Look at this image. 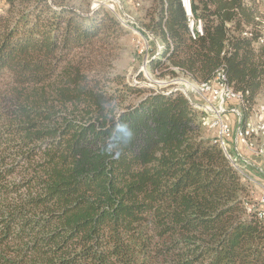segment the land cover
<instances>
[{
    "label": "trees",
    "instance_id": "1",
    "mask_svg": "<svg viewBox=\"0 0 264 264\" xmlns=\"http://www.w3.org/2000/svg\"><path fill=\"white\" fill-rule=\"evenodd\" d=\"M0 2V264H264V220L203 110L179 90L106 91L79 58L122 32L113 15ZM150 11L157 77L224 69L249 117L264 91L258 1L193 0L196 40L181 0ZM131 91L143 96L111 108Z\"/></svg>",
    "mask_w": 264,
    "mask_h": 264
},
{
    "label": "rangeland",
    "instance_id": "2",
    "mask_svg": "<svg viewBox=\"0 0 264 264\" xmlns=\"http://www.w3.org/2000/svg\"><path fill=\"white\" fill-rule=\"evenodd\" d=\"M53 1L58 5L71 8L84 15H90V13L94 12L95 10L104 8L106 12L113 15L118 21L122 32L117 37L96 42L93 46L85 50L78 51L79 58H81L85 64L91 67L92 73L95 76H103L104 79L109 77V80L104 81L106 84V91L115 89L117 83L121 81L129 84L130 86H136L140 90L150 89L166 93L179 90L188 94L191 97L193 103L196 102L195 104L200 106L199 109L205 105L204 98L200 97L192 86L195 82H192L188 78L184 77L183 73L178 72L176 76L170 74L163 78H159L157 77V74L151 70L149 65L150 62L153 59H156L164 49V45H162L159 39L156 38V36L143 25L145 22H148V15L151 12L150 7L153 4V0H136V3H134V0ZM115 1L119 2L120 4H117ZM257 1L260 11L264 12V4L262 0ZM2 6L3 2H0V7ZM2 12V9H0V13ZM131 22L140 28L145 33V35H141ZM134 39H139L141 44L137 45V42ZM152 40H154V42H152ZM142 96L143 95H141L140 92L131 91L129 94L125 95L123 100L116 101L111 108H115L117 110L127 108L134 104V102H136ZM259 102L260 103L258 104H264V91ZM237 104L239 106L238 102H231L229 107L237 108L234 107L235 105L237 106ZM225 113L228 114L226 109ZM206 116L210 120L212 119L207 114ZM235 120L239 121L237 115ZM212 122L213 121L211 120L210 124H212ZM205 126L213 130V127L209 126V124L206 123ZM228 126L229 128H232V123H228ZM204 133L207 136H210L211 134L206 130ZM224 141H226V138H224ZM227 143L228 153L233 157L234 161H236L237 170L242 173L246 180H248V176L245 174L248 173L246 171V166L242 164L241 161L243 156L235 150L234 139L229 136L227 138ZM227 143L225 142L226 146ZM257 145L260 149L262 148L264 150L262 143ZM224 153L226 155L225 151ZM230 162L232 163L231 160ZM256 177L261 178V175L257 174ZM252 181L258 182L253 178V176ZM250 191L256 192L255 197L260 196V191L254 185L249 186L247 198L253 202V193H251V196L249 197Z\"/></svg>",
    "mask_w": 264,
    "mask_h": 264
},
{
    "label": "bare ground",
    "instance_id": "3",
    "mask_svg": "<svg viewBox=\"0 0 264 264\" xmlns=\"http://www.w3.org/2000/svg\"><path fill=\"white\" fill-rule=\"evenodd\" d=\"M192 2H193V0H181L182 8H184L186 15H187V11H188V14L190 15L191 21H197L198 25H201V30L203 33L202 21L201 20H195L192 17L193 16L192 15ZM262 2L264 4V0H262ZM116 3L120 4L119 2H116ZM186 4H187V10H186ZM133 25H134L136 30H140V28H138L135 24H133ZM262 32H264V22H263V26H262ZM189 34H190V37H192V30H189ZM192 39H195V38H192ZM263 42H264V36H263ZM219 77H224V70L223 69H220L215 74V76L211 80H209L208 82L203 83V84H193L192 86L194 87L197 94L200 97L204 98V101H205L204 104L205 105H203L201 109L203 110V112L205 114H207L210 118H212L211 119L213 121L212 124H214V122H219V126L221 128H223L224 130H229L228 124L224 120L225 109H221V111H215V109H208V107H216V100H213L212 96H204V94H199L200 88H208V90H215ZM234 93L238 94V97L237 98H231V102L238 100L242 104L243 103L242 93H238L236 91H234ZM191 102L193 103L192 100H191ZM193 104H195V103H193ZM259 118H261V120H260V124L257 127V123L259 121ZM211 127H213V126H211ZM249 130H255L256 137H253V134L251 132H249ZM263 133H264V104L257 105L254 108L252 114L249 117H247L246 119L243 118V113L239 114V125H238L236 132H235V135H237V140L245 141V143L249 149H260L257 146V144L255 143L254 139L258 138ZM225 137H227V134H221L220 137L217 138V142H219L224 148L226 147V144L224 141ZM250 209H254V206L251 207Z\"/></svg>",
    "mask_w": 264,
    "mask_h": 264
},
{
    "label": "built area",
    "instance_id": "4",
    "mask_svg": "<svg viewBox=\"0 0 264 264\" xmlns=\"http://www.w3.org/2000/svg\"><path fill=\"white\" fill-rule=\"evenodd\" d=\"M134 3H136V0H134ZM186 10H187V4H186ZM187 19L189 23V30H192V37L190 38H195L196 40L198 37L203 36L201 25H198L197 21L190 20V15L188 14V11H187ZM246 34L247 33H245V35ZM260 35L264 36V32L260 33ZM134 40H136L137 45L141 44L139 42V39H134ZM152 42H154V40H152ZM151 49H152V46H151ZM199 94H204V96H212L213 100H216V107H208V109H215V111H221V109H228V113L234 114L236 116L237 109L229 107V104L231 103V98H237L238 94L234 93L233 87H230L227 85V75L225 71H224V77L218 78V82L216 84L215 90H208V88H200ZM260 120L261 118H259L257 127L260 124ZM209 126H213V130L215 131V136H218L219 134L230 135L231 138L234 139L235 142H237L238 148L245 147L248 151H250L254 155L262 156V148L261 149H249L247 148V146H242L238 142L237 135H235V129H233V126H232V130H224L223 128L219 126V122H214V124H209ZM249 132L253 134V137H256L255 130H249ZM231 161H232V165L237 170L236 161H233V160ZM245 174L248 175V182H245V183H248L249 186L254 185L260 191L259 197H255L256 192L254 191H250V193H253V202L256 203L255 212L257 213L258 219L264 220V183L254 182L252 181V175H250L249 173H245Z\"/></svg>",
    "mask_w": 264,
    "mask_h": 264
},
{
    "label": "crops",
    "instance_id": "5",
    "mask_svg": "<svg viewBox=\"0 0 264 264\" xmlns=\"http://www.w3.org/2000/svg\"><path fill=\"white\" fill-rule=\"evenodd\" d=\"M262 96V94H261ZM236 101V100H235ZM235 101H232V102H235ZM260 101V99H259ZM239 103V106L237 104V106L235 105L234 107H237V108H234V109H237L236 111V115L238 116L239 118V114H242V104L240 101H236ZM260 103V102H258ZM260 105V104H258ZM198 107H200L199 105H197ZM202 108V107H201ZM226 112H228V110L226 109ZM235 115L234 114H231V113H228V114H224V120L225 122L228 124V123H232V126L234 129L237 130L238 128V125H239V121L238 120H235ZM228 120H227V119ZM228 122H227V121ZM230 121V122H229ZM229 127V126H228ZM237 127V128H236ZM207 128V127H206ZM229 130H232V128H229ZM207 131L210 132V137L214 138L215 137V131L214 130H211L209 128H207ZM236 132V131H235ZM221 134H219L216 138H219ZM230 135H227L226 138V143H227V138L229 137ZM243 143H242V142ZM255 143L256 144H260L262 143V146H264V133L261 134L258 138L254 139ZM238 142L242 145V146H247L245 141L243 140H238ZM227 146H228V143H227ZM258 146V145H257ZM235 150L242 156V164H244L246 166V171L253 176V178L255 180H257L258 182H264V150L262 151V156H257V155H254L253 153H251L250 151H248L245 147H241V148H238L237 147V142H235ZM259 147V146H258ZM248 148V147H247ZM241 151V152H240ZM258 175H261V178H257L256 176ZM248 176V175H247Z\"/></svg>",
    "mask_w": 264,
    "mask_h": 264
}]
</instances>
